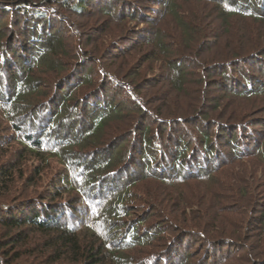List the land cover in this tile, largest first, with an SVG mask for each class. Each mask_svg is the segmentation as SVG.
Masks as SVG:
<instances>
[{
	"label": "trees",
	"instance_id": "obj_1",
	"mask_svg": "<svg viewBox=\"0 0 264 264\" xmlns=\"http://www.w3.org/2000/svg\"><path fill=\"white\" fill-rule=\"evenodd\" d=\"M192 3L212 7L195 25L183 22ZM211 10L222 25L264 22V0H0V155L17 146L0 164V231L19 246L0 264H264V200L254 204L255 191L230 175L233 188L227 172L219 193L209 185L236 162L256 159L264 170V117L216 111L219 100L264 99V37L235 36L215 50ZM96 15L123 33L97 43L79 30ZM138 44L151 45L179 90L191 76L217 89L203 100L209 106L183 114L145 105L137 86L103 63ZM119 101L131 125L117 120ZM107 125H128L127 150ZM28 161L37 162L34 192L22 197L14 184ZM51 161L55 181L35 193ZM193 187L209 195L206 212Z\"/></svg>",
	"mask_w": 264,
	"mask_h": 264
},
{
	"label": "rangeland",
	"instance_id": "obj_2",
	"mask_svg": "<svg viewBox=\"0 0 264 264\" xmlns=\"http://www.w3.org/2000/svg\"><path fill=\"white\" fill-rule=\"evenodd\" d=\"M203 9L209 10V9H212V7H209L206 5L203 6L202 4H199V3L198 4L192 3V4L186 5L184 7L185 13H183V14H185L187 16V18L184 19L183 22H186L190 25L197 24L198 23L197 21H199L200 17H203V15H204V14H202V12L207 13ZM179 11H181V10H179ZM211 11L213 13H211V17L206 20V23L211 25L210 29L213 30L214 35H217L221 39L218 42L219 44H217V46H215V47H219V48H217L215 50L224 49L226 46V43L228 41H230L229 39H233V38H235V36H237V38H238V36L245 38L251 34L252 36H255L256 38L257 37L259 38L261 36L264 37V22L263 21L245 20V19H241V18H239V19L238 18L237 19L236 18H230L228 21L229 22L228 25H222L220 22L221 18H219L217 21L214 22V19L218 18V15H217V12H215L214 10H211ZM180 15H182V14L180 13ZM106 22H107L106 16L96 15L94 17L93 16L87 17L85 19H82V21H79V26H80L79 30L80 31L85 30L86 33H92L90 36L95 37V40L99 41L97 43H103L105 40L110 41L109 38H112L116 35H119L120 33H123L121 30L120 31L117 30L116 27H119V26H116V27H115V25H112L111 27L105 26V25H107ZM167 23H168L167 19H165L163 21V24H167ZM169 23H170V21H169ZM128 25H130V24H128ZM173 26L175 29L174 31L169 30V28L167 29V31L170 32L169 36H168L169 41L171 40L170 36L171 35L173 36V34L175 32H178L175 25H173ZM170 28H171V26H170ZM152 29H153V27L151 28V32H152ZM149 34H147V35L149 36ZM123 37L124 36H121V37H119V39H122ZM228 44L229 43H227V45ZM134 47H135L134 49H131L129 51H125V52L124 51L123 52L118 51L117 53L120 55L119 56L120 58L117 57L118 55H116V59H112L111 58L112 56L110 55V53H107V56L109 58H106V59L104 58L103 63L108 65V66H111L114 70H116L119 73V75L121 77L125 76L127 79H129L127 81H130L132 85L137 86V87H135V89H136V91H138V93L141 96L144 97L145 105L146 104L147 105L149 104V106L152 105L151 107L159 106L161 108V110H163V111H167V112L175 111V112H180L183 114L192 113V112L196 111L195 110L196 107H198V106L200 107L203 104H204V106H209L208 104H206V102H203V100L205 98H210L213 95H215L217 89H213L212 91H210V86L208 84L206 85L205 83H203L201 81L199 82V80H197V78H195L194 76H191L185 82L184 89L179 90V88L175 85L174 81L171 80L172 76H171L170 70L168 68V65L161 64L157 60L156 56L154 54L150 53L151 49H152L151 45L148 46L145 44H142V45L138 44V46L134 45ZM72 59L73 58L69 59L71 64L74 63L73 62L74 59L73 60ZM184 69H186L185 70L186 73H191L193 71V69L191 70V68H189V67H186ZM208 91H210V95L208 94L209 93ZM117 100L118 99H116V101ZM223 101L224 100L216 101V103H217L216 111L219 110V108H222V110L224 112H227V110H231V112L233 111L235 113H237V112H239L240 114L254 113L257 116H261V117L263 116L264 117V99H261V98L257 99V100L249 99V100H242L240 102H238V101L234 102V101H228V100H226L224 102ZM225 102L227 103V105L225 107H223L224 105H222V104ZM118 103L123 108V111L121 112L120 117H118L117 120H122L123 122L131 125L135 121L136 118L133 115L131 116V114H129L130 109L126 108L127 106L124 105V101H119ZM129 118H131V120ZM125 119H127V120H125ZM108 126L109 125H107L106 129H105V132L108 133V135H110L112 133L113 135H115L117 137L122 136L123 138H125V140H128L127 143L123 146L127 150L130 147V142H131V140H130L131 138H130L129 133H128L129 128H127L128 125L121 126L116 131L113 130L112 132H111V128H109ZM3 135H5V134H3ZM117 143H122V140L120 142H117ZM16 148H17V146H13L9 150H4V153H1L3 155H0V156H2V157H0V164L6 163L9 159V157L13 156ZM35 166H37V162L28 161V163H26L23 166L22 172H23L24 177H22L19 180H16V182L14 184V188L19 187L18 192L23 191L25 193L24 195H21L22 197L23 196L28 197L29 195H32V194H30L31 192H34L33 189H29V188H32V186H34L33 185L34 180H33L32 173L34 170L33 168H35ZM57 168H58V166L54 161L49 162V166L45 170L44 174L39 178V182H37L35 185V187L38 188V190L35 191V193H38L39 191L46 189L50 181H52V182L55 181L54 180V178H55L54 174L56 173ZM263 171L264 170H263L262 166H260L258 164L256 159H252V160L249 159V160L236 162L235 165L228 166V168L226 169L225 172H223L221 174H216L215 178H214L215 180L213 181L212 184H209V185L212 186V188H213V184H215L216 187L213 189L216 191V193H219L220 188L218 187V183L221 181V179L227 178V176L229 179L232 177L234 179V181L239 180L240 178H243V180H245V183L248 184V187L252 188L255 191L257 197L253 203L257 204L259 202V200H264V173H263ZM224 173H226L225 177L223 176ZM230 175H231V177H230ZM30 181H31V184H30ZM232 181H233L232 179L229 180L230 185L233 183ZM188 184H192L193 186L200 187L203 191L207 190L205 186H200L199 183L192 182V183H188ZM231 186L233 188H235L236 184L231 185ZM197 187L191 188L194 190L193 194L195 195L192 198L195 202L199 201V203H202L201 204L202 210L206 212V210H205V208L207 207L206 205L212 204L211 199H210L209 195H207V197H204L203 191ZM232 187H231V189H232ZM196 188L198 191L195 190ZM238 189L240 192V190L244 189V186H242ZM188 190H190V189H188ZM197 197H202V198L198 199ZM204 199H205V201H204ZM9 201H10V199H8L7 202H5V203H7V205H10L11 207H14L15 205L18 204V202L22 201V199L17 200V201H15V200H11L10 202ZM244 203H249V201L247 200V202H244ZM250 207H254V205L252 206V204H251ZM231 213L227 215L228 217L232 218L231 220L237 218L235 215H233ZM244 213L247 214V212H244ZM241 217L243 218V217H245V215L242 214L241 216L238 217V219H240ZM245 218L247 220V217H245ZM218 221H219V219H218ZM255 224H256L255 226H258V227L260 225L256 221H255ZM254 227H252L250 232H248V236L246 237L247 244L248 245L251 244L252 246L254 243L253 239L256 240L258 238V236H260V234H259L256 237L257 231L255 230ZM4 234L5 233L1 230L0 231V247L3 248V250L0 252L1 258L3 256H8L13 251L19 250V246L18 247L15 246V248H13L10 245V243L8 242V238L6 239L5 238L6 236ZM261 235H263L261 237L264 240V233H262ZM25 237H29V239H32L34 241L31 243H35L37 241V237L36 238L33 237L30 233H28V235L26 234ZM8 245H9V247H7ZM190 251L192 253V251H195V248H192V250H190ZM26 253H28V252L26 251ZM30 253H32V251H30L28 253V255L25 254L28 256L27 258L32 257L30 255ZM23 259H26V258H23ZM233 264H252V263L242 262V263H233Z\"/></svg>",
	"mask_w": 264,
	"mask_h": 264
}]
</instances>
